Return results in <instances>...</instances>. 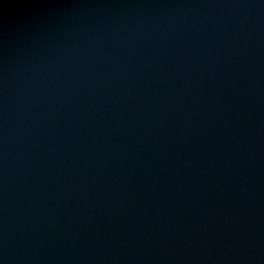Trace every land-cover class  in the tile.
Instances as JSON below:
<instances>
[{
    "label": "water",
    "instance_id": "95a60500",
    "mask_svg": "<svg viewBox=\"0 0 264 264\" xmlns=\"http://www.w3.org/2000/svg\"><path fill=\"white\" fill-rule=\"evenodd\" d=\"M0 264H264V0H0Z\"/></svg>",
    "mask_w": 264,
    "mask_h": 264
}]
</instances>
